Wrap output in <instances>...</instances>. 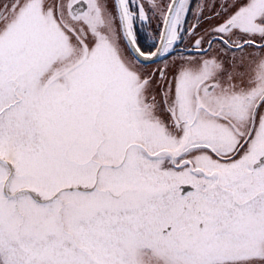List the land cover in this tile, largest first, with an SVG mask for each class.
Returning a JSON list of instances; mask_svg holds the SVG:
<instances>
[{"label":"snow or ice","instance_id":"6c2138e0","mask_svg":"<svg viewBox=\"0 0 264 264\" xmlns=\"http://www.w3.org/2000/svg\"><path fill=\"white\" fill-rule=\"evenodd\" d=\"M0 264H264V0H0Z\"/></svg>","mask_w":264,"mask_h":264}]
</instances>
